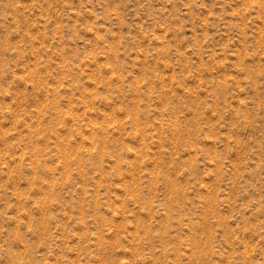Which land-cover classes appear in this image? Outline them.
<instances>
[{"label":"rangeland","instance_id":"1","mask_svg":"<svg viewBox=\"0 0 264 264\" xmlns=\"http://www.w3.org/2000/svg\"><path fill=\"white\" fill-rule=\"evenodd\" d=\"M0 264H264V0H0Z\"/></svg>","mask_w":264,"mask_h":264}]
</instances>
